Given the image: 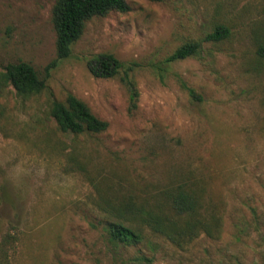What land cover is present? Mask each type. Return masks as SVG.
Listing matches in <instances>:
<instances>
[{"label": "rangeland", "instance_id": "obj_1", "mask_svg": "<svg viewBox=\"0 0 264 264\" xmlns=\"http://www.w3.org/2000/svg\"><path fill=\"white\" fill-rule=\"evenodd\" d=\"M53 3L0 0V73L23 61L44 79L22 94L0 77V264H264V0H126L59 59ZM219 23L228 37L204 40ZM195 40L196 55L166 61ZM101 53L130 85L90 74ZM68 93L105 130L60 131L49 106ZM181 182L217 217L213 237L176 247L139 227L134 245L109 239L113 205Z\"/></svg>", "mask_w": 264, "mask_h": 264}, {"label": "trees", "instance_id": "obj_2", "mask_svg": "<svg viewBox=\"0 0 264 264\" xmlns=\"http://www.w3.org/2000/svg\"><path fill=\"white\" fill-rule=\"evenodd\" d=\"M127 10L126 0H54L51 22L55 33L56 58L69 54L71 44L81 35L88 19L103 16L110 11L122 13ZM228 35L229 28L219 23L204 36V40L217 42ZM200 45L201 42L196 40L185 42L176 47L166 61L196 55ZM257 55L264 62V45L258 47ZM54 63L52 61L46 66L45 74ZM86 67L94 77H114L122 71L120 79L127 85L131 84L127 71L111 53L98 54L86 62ZM0 77L22 94L38 92L44 87V79L38 78L33 67L23 61L7 64ZM132 93L135 94L133 90ZM49 113L62 132L97 133L107 127L106 121L97 118L84 102L70 93L63 102L52 101ZM152 198L154 202H149L146 198L135 202L128 197L113 205L112 209L120 216V220L105 224L109 239L126 246L134 245L142 239L139 227H145L152 235L161 236L172 245L182 247L192 241L201 230L209 237L215 235L210 233L218 230L217 217L213 213H203L199 188L181 182L160 189Z\"/></svg>", "mask_w": 264, "mask_h": 264}]
</instances>
